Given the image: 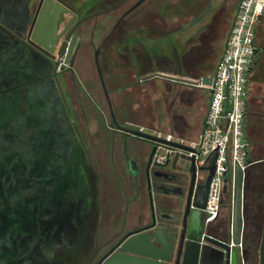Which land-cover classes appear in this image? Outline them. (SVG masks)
Listing matches in <instances>:
<instances>
[{
    "label": "flooded vegetation",
    "instance_id": "flooded-vegetation-1",
    "mask_svg": "<svg viewBox=\"0 0 264 264\" xmlns=\"http://www.w3.org/2000/svg\"><path fill=\"white\" fill-rule=\"evenodd\" d=\"M41 1L42 0H0V13L4 15L3 23L5 24L2 26L3 38L1 37L0 39V46L3 43V45H7V49L12 48L14 50L17 48L19 51L24 49V52L26 48L29 55L36 63L43 66L45 65L44 68L48 69L47 73L52 72V74H50L52 75L51 79H54L60 94V106L68 114L71 122V117L67 109L68 106H66L63 101L62 89L60 90L58 88L57 77L53 76V71L51 70V64L54 62L55 66L57 56L48 53L45 49L33 42L30 36L32 25L39 16L38 12ZM59 1L69 9V12L65 14L70 15L71 18L73 17V14L77 15L75 21L64 33L65 36L82 17L78 15L74 6L66 1ZM80 1L82 2L85 0ZM148 1L149 0L143 1L141 8L132 9L111 30L110 39L102 42L98 58L103 74L105 68H103L102 59L105 57V53H112V56L114 55V60L110 66L112 68L118 67V59L117 54L114 52V45L119 44L120 40L123 38V36H120V33L125 31V26H129L127 23L131 16H136V19L149 16L150 11L148 9L145 10ZM231 1L233 0H196L194 5L190 8H180L170 12L161 13L157 16V21L162 23H160L159 26H150L151 29L149 32H171L174 45L178 48L173 49V51L171 47H169L167 41L149 38L150 47L145 51L146 54L144 58L139 60L141 68L138 70L140 72H133L132 69L130 76L128 75L130 77L127 81L128 84L126 83L130 87L136 88L134 92L135 97L133 95L132 98L137 104L140 100L141 103L137 106H141V108H145V110L147 108V104L144 103V100L138 98L139 94L143 92L141 90V88H143L142 82H144L141 81V78L144 76L143 72H146V75L155 72L168 73L164 70L170 69L172 70L173 75H178L174 73L179 72L180 63L196 58L194 50H196L197 46L201 43L200 40L202 37L209 31L213 32L214 36L221 35L226 37L223 41L224 43L220 50V55L209 74L210 76H213L217 62L230 35V27L234 24L240 0H237L236 10L233 12L232 18H230V27L228 26L229 28L227 29L222 27L220 29L221 31L216 32L214 29L216 25L219 24L218 26H220L224 20H227L226 18L229 16L232 7V3H230ZM217 5L220 6L215 9ZM201 12H203V15H199ZM211 12V19L209 18V21L201 24V27L199 22ZM6 14L8 15V18H6ZM11 15L14 17L9 18ZM198 17L199 19L192 23V20ZM71 18L68 19L65 17L62 28L71 20ZM94 18L96 17L91 19L94 20ZM170 18L172 23L174 22V25H171L172 27H170L169 24ZM84 22H82L75 31L79 34L80 40L84 37L87 31V29L85 31H81L80 29ZM94 25L92 26L93 29ZM133 28L135 27H131L130 29ZM189 30L190 32L188 33ZM187 33L188 35H186ZM182 36L183 38H185V36L187 38L183 40ZM4 38L6 39L5 41ZM9 38L10 40H8ZM93 40L94 39H90L89 42L92 44ZM186 42L188 45H185ZM83 43L84 41H81L74 65ZM158 45H163V48L165 49L161 50L162 47L159 46L158 48ZM92 46L94 47L95 62L97 45ZM68 66L69 64H66L59 68L57 75L65 73L64 85L72 88L75 91V94L81 98L80 91L82 90L80 89L78 79L74 70L72 71L68 69ZM68 75L69 77H67ZM154 79L160 80L157 86L163 90L165 86L163 81L166 79ZM117 82L118 80H116V83ZM106 85H108L107 82ZM157 86L155 91L158 89ZM107 88L109 93H111L112 90H110L108 86ZM102 90L105 95L103 86ZM119 90H125V87L121 86ZM198 90L196 91L197 94ZM201 95L202 94H199V97ZM210 95L211 93L209 91L207 94L208 104L210 102ZM149 96H151L150 92L148 93V97ZM193 98H195V96L192 95L189 96V98L186 96L185 99L193 100ZM122 102L124 104V100ZM134 102H132V104ZM91 103L101 115L104 124L103 132L105 133V138L109 140L108 151H101L98 155L93 157V155L88 152L87 146L84 144L83 146L81 145L82 152L66 154V161L69 162L74 160L75 166H72V168L70 167L67 174L62 173L58 175L59 177L55 171V176L49 183V188L51 189L48 190V188H45V192L43 193H41V189L35 190L37 194L34 195V197L36 196V200L33 211L31 212L32 216H28L26 221V224L30 222L34 225L32 233H28L25 236L21 231L26 228H23L22 230L20 229V231L18 229L16 232L15 227H12L11 224L18 219L23 222L25 221V218L21 215H14L13 213L7 215L8 212L5 213L7 204L3 206L0 212L2 216L4 215L3 217H0V249H2V254L0 255L2 257L0 259L1 264H33L31 261L35 258L36 261L34 264H38V261L41 258H46L45 255H42L41 253L44 242L47 239L54 237L58 238L60 235H63V237L66 238L70 237L67 239L69 241L73 239L74 235H76L77 238L82 241V251L85 254L82 263L95 249L98 243V253L90 264H100L101 262L103 264L113 256H117L118 259L121 260V264H154V261L157 262L159 260L147 255L154 251V243H149L148 247L143 249L142 254L122 250L123 244L133 236L142 234L144 235V238L146 235V239L149 240L147 233H149L151 225L154 223V215L152 214V208L150 209V212L145 210V203H149L151 207V192L153 195L154 206L156 204V222L167 228L171 226V223H174L177 226L176 231L171 235L170 239L169 235L166 234V237L169 239L168 243H172L173 248L168 255L170 261L161 260L160 262H162V264H183L184 252L188 241L187 234H185V236L182 234L184 230V218L187 210L192 208V202L190 204L189 195L190 192H192L194 196L197 191L199 196L201 188L206 183L209 173L202 169L199 176L196 169V179L195 182L192 183V173L190 171L191 161L187 160L189 166L181 165V157H179L174 164V157L163 166L157 165L154 162V158L158 151V147L153 155L152 161H150L153 144L133 136L125 137L124 133L117 130L113 125L111 114L109 122L104 110H102L98 104L92 101ZM208 104L206 106L207 109ZM126 109L127 107L123 110L126 111ZM83 112L85 114V111ZM116 115L122 125L135 129L140 127V125H132L127 121H124L119 117L120 115H118L117 112ZM99 124L100 123L98 122L97 128H99ZM72 128L74 127L72 126ZM147 128L164 132L155 126H147ZM113 129L115 132H113ZM70 140L73 141V138L71 137ZM144 143L147 144V148L145 147V149L143 148ZM258 156L264 157V149ZM79 161L83 162V168H80ZM229 184L230 181L228 179L223 190L221 209L212 222L206 223L205 221L203 236L208 235L233 245V206L227 204V197L230 198L232 195L229 191ZM263 184L264 162L252 166L245 187V201L242 215L243 227L239 234L241 240L239 243L241 246L239 253L242 260L243 258L246 259L245 261L243 260L244 264L260 263L259 250L264 227V194L261 189L264 188L262 186ZM37 188H41V185ZM103 192L106 196L104 200L102 195ZM47 193L50 194V201L42 202L41 198ZM23 194H25V192H23ZM189 204L191 206H189ZM180 247L182 252L181 254H178ZM190 247H193V245L190 244ZM8 253H11V255L9 256ZM199 264H225L224 250L218 245L203 239Z\"/></svg>",
    "mask_w": 264,
    "mask_h": 264
},
{
    "label": "rangeland",
    "instance_id": "rangeland-1",
    "mask_svg": "<svg viewBox=\"0 0 264 264\" xmlns=\"http://www.w3.org/2000/svg\"><path fill=\"white\" fill-rule=\"evenodd\" d=\"M63 1L74 6L78 15L83 17L101 12L120 0ZM195 2L196 0H149L145 7V10L148 9L150 11L149 16H144L139 19H136V16H131L127 23L129 26H125V31L120 33V36H123V38L120 40L119 44L114 45V52L117 54L118 60L120 59L119 55L125 46V42H133L139 37L140 33H148L152 25L159 26V23H157L158 15L180 8H190ZM230 3H232V1ZM219 6L220 5H217L215 9ZM211 14L212 12L208 13L199 24L201 25L209 21L211 19ZM1 15L0 13V16ZM65 17L68 19L71 18V16L67 14H65ZM98 17L94 18V20L91 19L84 22L80 27L81 31H85L88 26L92 28L95 21L98 20ZM3 24L4 23L0 21V39L1 37L3 38ZM169 24L170 27L174 25L171 18ZM62 25L63 23H61L60 28H62ZM131 27L135 28L130 29ZM189 32L190 30L188 33ZM188 33L186 35H188ZM186 38V36L185 38L182 36L183 40ZM5 40L4 38V41ZM8 40H10V38ZM223 43L224 42H221L218 45L220 50L222 49ZM256 44L261 49V53L259 55L260 64L255 73L256 75H264V19L262 23L256 26ZM185 45H188L187 42ZM159 46L162 47L161 50L165 49L163 45H158V48ZM104 56L105 57L102 59L103 68H105L104 77L108 84L107 86L112 90L110 96L115 112L120 115V118L132 125L146 127L155 126L159 129L160 125L154 124L151 119L153 115L150 116L147 113V111L155 106L154 102L157 97L155 94L157 93L154 91V94L148 97L149 92L153 93V88L150 85H144L143 88L145 89L141 88L143 92L139 94L138 98L144 100V103L147 104V108L145 110V108L142 109L141 106L136 107L140 105L141 102L139 100L137 104L132 98L133 95L135 97L134 92L136 88L127 85L130 74H128V76L127 74L121 73L122 76H118L120 73L119 66L114 68L110 66L114 60V55L112 56V53H105ZM133 65V72L139 73L140 71L138 69L141 68V63L137 57L133 59ZM54 67V62H52V71ZM37 69L39 70V65H37L29 55L26 48L24 52V49H22V51H19L17 48L14 50L12 48L7 49V45L1 44L0 212L3 206L7 204V209L5 210V213L8 212L7 215L13 213L14 215H21L25 218L23 222L18 219L11 224L12 227H15L16 232L18 229L20 231V229L26 228L21 231L25 236L28 233H32L34 230V225L30 222L26 224V221L28 216H32L31 212L33 211L36 200V196L34 197V195L37 194L35 190L41 189V193H43L45 192V188H48V190L51 189L49 188V183L53 180L52 178L55 176V171L57 176L62 173L67 174L69 171L70 164L66 161L65 157L70 146H72L69 141L73 136L71 126L74 127L77 133L76 136L72 137L73 142H75L77 146H83L85 144L88 148V152L91 153L93 157L98 155L101 151H108L109 148V140L105 138V133L103 132L104 124L101 115L91 103L92 101L98 104L99 107L104 110L110 122V110L102 90L99 72L94 62V47L89 40L84 41L74 65V73L78 79L80 89L82 90L80 91L81 98L75 94L72 88L65 87V73L57 75L58 88L60 90L62 89L63 101L66 106H68L67 109L71 117V122L68 118V114L60 106V94L54 79H51L52 75L50 74H52V72L42 76ZM143 74L146 76V72H143ZM67 77H69V75ZM116 80H118L117 83ZM121 86H124L125 90H119ZM252 87L253 84H250L249 89H252ZM199 94H208L207 89L201 88L198 90V94L193 93V96L196 98H193V104L197 103L195 101L198 99ZM187 97L189 98V96ZM123 100L124 104L122 102ZM132 102L134 103L132 104ZM198 104L199 103H197V106ZM125 107H127L126 111L123 110ZM193 107L195 108V106ZM83 111H85V114ZM195 112V115L199 114L198 111ZM198 121L197 119L194 121V127H197L196 130L198 129ZM98 122L100 123L99 128H97ZM168 123L169 122L165 121L164 125H161L162 128L167 127ZM191 131V128H188L186 133L191 134ZM186 133L184 136L193 138ZM99 141L102 142L100 143ZM145 147L147 148L146 143H144L143 148L145 149ZM256 148L257 147L255 145L253 146L252 143L251 151H255ZM82 164L83 162L79 161L80 168H83ZM180 164L189 166L188 161L182 158ZM39 185H41V188H37ZM262 186L264 187V184ZM233 189V183L230 182L229 191L232 195L230 198L227 197V204L231 206H233ZM261 189L264 194V188ZM25 191L31 192L32 195H30V199L28 194H23ZM102 195L104 200L106 198L105 193L103 192ZM24 196L26 197V202L23 201ZM41 200L42 202L50 201V194H45ZM150 209L149 203L146 202L145 210L150 212ZM3 216L0 214V217ZM11 253H8V255L10 256ZM72 264L77 263L74 261Z\"/></svg>",
    "mask_w": 264,
    "mask_h": 264
},
{
    "label": "water",
    "instance_id": "water-1",
    "mask_svg": "<svg viewBox=\"0 0 264 264\" xmlns=\"http://www.w3.org/2000/svg\"><path fill=\"white\" fill-rule=\"evenodd\" d=\"M145 0H121L118 3L114 4L109 8H105V10L97 13L90 14L88 16H84L79 19L73 28L64 36V33L68 30L70 25L75 21L77 15L73 14L71 20L61 29L60 25L65 21V13L69 12V9L62 4L59 0H42L39 7V16L38 19L34 21L30 36L33 42L38 44L40 47L45 49L48 53L57 56L55 61V67L53 70V76L57 77L59 72L60 62L62 59L65 60L66 64H69L68 69L74 70V61L79 50L81 41H86L90 39H94L91 45H97V51L95 53V62L97 65V70L99 72L100 80L105 91V95L107 98V102L110 108V114L112 123L117 130H120L124 133L125 137L133 136L140 140L149 142L153 144V149L150 155V161L153 159V155L157 149L158 142L159 143H167L171 146L188 149L187 146L167 141L163 138H159L150 133H146L140 131L135 128H130L122 125L116 115L114 110L112 100L110 97V93L108 91L104 74L99 62V49L104 40L110 39L111 30L132 10L136 8H141L142 2ZM54 6V8L52 7ZM98 17V20L95 22L94 29L89 27L84 35V37L80 40V36L76 31V28L84 21L91 19L93 17ZM154 78H162L172 82H178L181 84H185L192 88H201L198 83L197 78L190 77H182L178 75H173L164 72H155L151 74H147L146 76L141 78V81H147ZM202 81L205 85H210L212 83V76L205 75L202 76ZM212 95H210V98ZM113 132L115 130L113 129ZM85 147V146H84ZM87 150V148L85 147ZM88 154V152H87ZM181 155V156H180ZM190 160L191 166L190 171L192 173V183L195 182L196 179V166L194 162V158L188 157L185 154H180L179 152L176 154L174 159V164L177 162L178 158ZM250 165L243 170V168L237 164L235 168V176L233 181V245L223 242L219 239H215L211 236H203L204 224L206 219L205 208L207 206L208 194L210 182L215 170V164H212L208 167H202L204 170L209 171V175L207 177L206 183L202 186L201 192L198 196V192L196 191L194 196L192 192L189 195L190 204L192 202V208L187 210L184 218V230L183 235L187 234L188 241L186 244V249L184 252V261L183 264H199L201 257V249H202V240L205 239L211 243H214L221 247L225 253V264H244L243 260L246 259L240 257L239 250L241 246L239 243L241 242L239 238V234L243 227V209H244V201H245V187L247 183V179L249 177L252 166L255 164H259L264 162L263 159L257 161H250ZM189 204V206H191ZM151 210L154 215V223L151 225L149 230L148 238L147 236L142 234L133 236L129 238L122 246V250H128L133 253L142 254L143 249L147 248L149 243H154L155 249L151 253L147 255L159 260L157 262L154 261V264H162L161 260L170 261L168 257L169 253L173 250L172 243H168L171 235L176 231L177 226L174 223H171L169 228L163 227L159 225L155 220V206L153 202V195L151 192ZM166 234L169 235L166 237ZM150 241V242H149ZM190 244L193 247H190ZM99 250V245L97 243L95 249L90 253V255L86 258V260L82 264H90L92 260L96 257ZM181 247L179 249L178 254H181ZM260 263L264 264V227H263V237L261 241V246L259 250ZM102 264V262L100 263ZM103 264H121V260L118 259L117 256L111 257L109 260L105 261Z\"/></svg>",
    "mask_w": 264,
    "mask_h": 264
},
{
    "label": "built area",
    "instance_id": "built-area-1",
    "mask_svg": "<svg viewBox=\"0 0 264 264\" xmlns=\"http://www.w3.org/2000/svg\"><path fill=\"white\" fill-rule=\"evenodd\" d=\"M263 18L264 0H240L230 35L212 76V83L205 85L202 78L198 79L199 86L208 89L212 95L198 137L187 139L171 132L165 133L144 126L138 128L188 147L186 150L158 142L154 158L157 165H165L178 152L194 158L199 176L202 167L215 164L205 208L206 223L217 217L222 205L224 186L228 179L233 183L236 165L239 164L245 170L251 163L252 143L246 133L249 75L258 51L256 26ZM65 65V60L62 59L59 68Z\"/></svg>",
    "mask_w": 264,
    "mask_h": 264
},
{
    "label": "trees",
    "instance_id": "trees-1",
    "mask_svg": "<svg viewBox=\"0 0 264 264\" xmlns=\"http://www.w3.org/2000/svg\"><path fill=\"white\" fill-rule=\"evenodd\" d=\"M236 3L237 0L232 1V7L229 12V16L226 18L227 20L218 26V24L215 26V32L221 31L220 29L223 27L225 29L230 27V18H232L233 12L236 10ZM7 15V14H6ZM199 15H203V12H201ZM4 15L2 14L0 16V21L4 22ZM14 17L13 15L9 16V18ZM8 18V15L7 17ZM194 19V18H193ZM199 19L196 18L192 20V23L197 21ZM157 23H162L160 21H157ZM229 26V27H228ZM220 27V28H219ZM232 29V27H230ZM157 29V28H156ZM231 29L229 30V34L231 32ZM158 33V34H157ZM153 31V33H140L139 37L135 39L133 42L127 41L125 42V46L123 48L124 51L120 53V59L124 62H126L125 66H123L124 74H130L132 72V66L133 65V59L135 57L138 58V60H141L144 58L148 47H150V40L149 38H152L154 40L161 39L167 41L169 44V47L171 49H175L178 47H175L172 33L170 32H161ZM226 37H223L221 35L214 36L213 32L209 31L206 33L202 39L200 40L201 43L197 46L195 51V59H190L185 62H181L179 66V72L174 73L178 74L182 77H190V78H197L200 79L202 76L209 75L212 67L215 65V62L217 61L219 55H220V49L218 48V45L225 40ZM146 41V42H145ZM146 44H145V43ZM133 43V51L135 53L131 52L129 49V44ZM187 48V47H186ZM261 49L258 48V51ZM174 51V50H173ZM118 59V58H117ZM172 59V58H170ZM174 63V62H173ZM172 64V63H171ZM168 73H173L172 70L167 69L164 70ZM159 79H152L149 81H144V85H150L153 88V93L150 92V95L152 96L154 94V91L156 90V86L159 84ZM164 89L161 90L158 86L157 91H155V102L154 107L147 111V113L153 117H151L154 124L160 125L159 129L163 130L164 132H171L176 135L183 136L186 133V130L188 128H191V134H195L197 131L194 127V121L199 119V126L203 123L204 117L207 111V104H208V96L207 94H202L200 97L198 95V106L193 107V101L192 100H186V96H192L193 93H197L196 91L199 88H192L185 84H181L178 82H172L165 80L163 81ZM145 89V88H144ZM159 92V94H158ZM207 92L209 90L207 89ZM184 96V97H183ZM209 106V104H208ZM199 112V114L195 115L194 112ZM195 112V113H196ZM69 118V117H68ZM70 120V119H69ZM169 122L168 126L165 128H162L164 125V122ZM246 133L251 141L253 143V146L255 145L257 148L255 151H252L250 155V159L252 161L261 160L264 157H260V155L263 152L264 149V107H258L254 104H249L248 110H247V119H246ZM162 125V126H161ZM72 128V126H71ZM72 134L73 136H76V132L74 128H72ZM72 136V137H73ZM71 141V140H70ZM72 146H70L67 153L76 154L82 152V146H77L75 142H70ZM75 161H69V166L72 168V166H75ZM257 165V164H255ZM30 195V191H25L26 195ZM34 198V197H33ZM16 200V199H15ZM26 200V197L24 196V202ZM70 237L66 238L63 237V235L58 236V238H51L47 239L44 242L43 250L41 251L42 255H45L46 258H41L38 262V264H72L74 261H76L77 264H81L82 261L85 258V254L82 252V241L77 238L76 235H74L73 239L70 241L67 240ZM0 249V255L1 253ZM53 251V253H52ZM38 256V255H37ZM36 256V257H37ZM2 257L0 256V259ZM38 258V257H37ZM33 260V259H32ZM36 261V258L31 261ZM1 264V262H0ZM30 264V263H29Z\"/></svg>",
    "mask_w": 264,
    "mask_h": 264
},
{
    "label": "crops",
    "instance_id": "crops-1",
    "mask_svg": "<svg viewBox=\"0 0 264 264\" xmlns=\"http://www.w3.org/2000/svg\"><path fill=\"white\" fill-rule=\"evenodd\" d=\"M263 19H262V21H263ZM262 21L260 23H262ZM124 49L125 48L122 49V52L124 51ZM129 49H130L131 52L135 53V51H133V43H130L129 44ZM260 53H261V50L260 51H257L256 57H255V61H254V64L252 66V69H251V72H250V75H249V86H250V84H253V87H252V89L251 88L249 89L248 106H249V104L250 105L251 104H254V105H257L258 107L263 108L264 107V75H256V73H255L256 70H257V68H258V66H259V64H260V58H259ZM125 63L126 62H124L123 59L122 60L121 59L118 60V66L120 68V73H119L120 76H122L121 73L124 74L123 66L126 65ZM37 65H39V63H37ZM47 70L48 69L47 68H44L43 65H39V70L38 71H40V73L42 74V76H44L47 73ZM195 102L198 103V100H196ZM197 103H194L195 105L193 104V106L197 107ZM136 107H138V106H136ZM202 124L197 129L198 130V134H197V131L195 132L194 135H191V134H187L186 133L187 135L193 137V138H189V139H194V138L198 137V135H199V133H200V131L202 129ZM179 136H181V135H179ZM182 137L188 139V137H186L184 135ZM251 153H252V151L250 152V155H251ZM250 161H251V159H250Z\"/></svg>",
    "mask_w": 264,
    "mask_h": 264
},
{
    "label": "bare ground",
    "instance_id": "bare-ground-1",
    "mask_svg": "<svg viewBox=\"0 0 264 264\" xmlns=\"http://www.w3.org/2000/svg\"><path fill=\"white\" fill-rule=\"evenodd\" d=\"M52 7L54 8V6L52 5Z\"/></svg>",
    "mask_w": 264,
    "mask_h": 264
}]
</instances>
